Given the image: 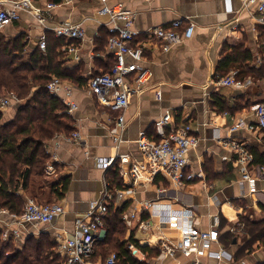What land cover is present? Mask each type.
Listing matches in <instances>:
<instances>
[{
  "label": "crops",
  "instance_id": "1",
  "mask_svg": "<svg viewBox=\"0 0 264 264\" xmlns=\"http://www.w3.org/2000/svg\"><path fill=\"white\" fill-rule=\"evenodd\" d=\"M115 1L122 2L132 12L131 28L138 32L140 39L144 38L147 29L169 28L177 18L195 24L192 36L171 45L169 50L155 46L145 51L143 63L151 69L152 78L140 94L132 96L123 112V130L116 125L119 112L101 106L87 88L91 74L109 70L114 63V56L106 48L109 17L98 13L101 0H71L56 7L47 6L51 0H34L33 6L39 7L44 17L42 22L33 11L22 10L20 18L4 28H8L12 36L24 34L30 48L37 46L42 34L50 33L57 38L54 27L62 22L80 24L85 32L84 38L67 41V44L74 43L73 51H64L65 66L77 70L82 84L62 79V85L55 93L63 103L66 99L76 104L69 114L73 118V131H79L80 140L71 142L62 134L46 144L50 160L52 155L55 156L53 162L57 167L55 175L45 176L46 182L60 177L68 181L61 199L47 197L60 203L64 212L48 224H25L23 238L47 232L55 239L57 248V235L69 236L75 219L82 217L89 202L101 198L106 177L111 189L122 192V197L114 198L109 205L125 207L120 219L125 228L123 240L126 244L138 243L158 250L156 255L149 256L137 245L141 252L133 257L138 261L146 264H264V244L259 241L253 244L250 253L244 251L236 256L246 232L232 231L240 225L241 217L255 222L264 219V175L258 172V168L264 166V129L241 127L231 130L239 120L253 125L256 122L254 107L264 99V77L254 79L249 74L240 77L238 70L231 68L227 74L235 71L237 77L252 78V84L239 88L218 85L214 79L227 47H242L245 53L238 63L243 66L259 68L264 63V24L259 20L256 5H244L243 0H111ZM114 23L122 25L123 21L117 19ZM216 96L224 101L227 109L221 110L212 103ZM166 109L173 112L178 123L190 124L198 139L197 145L188 152V168L198 178L177 189L175 198L158 196V189L168 187L160 174L152 180H138L133 184L131 173L124 174L121 170H129L141 162L137 145L139 134L154 137L155 121ZM113 136H119L121 141L114 142ZM231 142L240 143L252 154L247 170L256 178L254 192L242 179L238 154L232 149ZM111 157L115 161L110 168L105 170L97 165L98 158ZM115 170L120 186L113 187L109 173ZM207 183H212L213 188H207ZM44 189L48 192L46 184ZM151 201L170 204L174 209L192 205L195 224L201 229L211 228L212 216L218 215V241L212 245V250L226 249L232 260L194 257L180 251L172 256L162 254L157 240L168 232L163 224L152 219L148 232L136 229L140 219H149L144 204ZM228 236L235 239L227 247L225 238ZM95 249L85 264L104 261Z\"/></svg>",
  "mask_w": 264,
  "mask_h": 264
},
{
  "label": "built area",
  "instance_id": "2",
  "mask_svg": "<svg viewBox=\"0 0 264 264\" xmlns=\"http://www.w3.org/2000/svg\"><path fill=\"white\" fill-rule=\"evenodd\" d=\"M71 0H61L58 3L50 2L48 7H56ZM111 0H101L99 15L109 17V35L106 48L114 56V63L106 72L91 74L88 78L87 88L96 98L97 102L103 106L119 112L116 117V125L120 130L125 128V117L123 112L129 106L132 96L140 94L148 86L152 78V71L144 65L145 51L155 46L163 51L169 50L170 46L192 36L195 24L191 21L184 22L182 18H177L171 22L169 28L155 26L149 28L144 33V38L140 39L138 32L131 28L132 12L127 9L122 2ZM244 5H256L259 20L264 24V0H243ZM34 0H0V32L20 18L22 10H31L39 22L44 20L39 7L33 6ZM123 21L122 25H116L115 20ZM54 33L67 41H75L84 38L85 32L80 24L62 22L54 27ZM37 46L45 49L47 46L46 35L42 34ZM68 51L75 49L74 43L65 46ZM250 77L240 78L233 71L215 80L218 85L235 86L244 88L252 84ZM62 85V79L53 76L46 88L51 93H56ZM67 95L69 92L67 91ZM159 97V93L157 94ZM18 101L14 93H8L0 99V106H8L11 102ZM67 111L70 113L76 108V104L71 100H66ZM256 122L249 124L239 120L231 127V130L247 128L248 130L264 129V100H261L254 107ZM154 137L145 133L139 134L137 145L141 153V162L132 165L124 174L131 173L133 184L136 181L152 180L160 174L168 184L167 188L158 189L159 197H176V190L186 183L195 181L198 175L188 168V152L197 145L198 139L193 135L192 128L188 123H178L173 112L166 109L155 121ZM59 136V135H58ZM55 136V137H58ZM71 142L80 140L78 130L64 135ZM54 137V139H55ZM114 142L121 141L119 136H113ZM231 147L238 154L237 160L240 163L242 179L249 184V190L255 191V180L247 170V164L252 159L251 152L240 143L231 142ZM46 151L49 152L46 146ZM52 159L45 167V176H53L57 172V167ZM115 158H98L97 165L103 169H108L114 164ZM120 170V171H121ZM258 172L264 175V166L258 168ZM145 173L146 175H144ZM207 188H213L212 183H207ZM174 194H173V193ZM122 197V192L111 189L110 181L104 178V189L99 200L89 202L86 212L82 217L74 221L73 232L68 236L58 234L57 252L62 255V264H85L88 258L94 253L97 243L107 238V228L104 218L110 202L114 198ZM158 197V198H159ZM216 199V197H213ZM145 211L149 214V219H140L136 223V229L148 232L151 230V220L163 224L168 232L157 240V247L164 255H174L180 251L184 254H193L194 257L214 256L215 258H225L231 261L232 255L226 249L220 248L218 251L212 250V245L218 241V226L220 219L218 215L212 216V227L201 229L195 224V212L192 205L180 208H171L170 204L157 202H147L144 204ZM64 212L63 206L58 202H38L32 197H26L23 211L16 215L7 209L0 207V236L4 241H11L15 245L23 243L24 225L36 226L48 224L57 216ZM237 232H245L244 224L232 228ZM166 234H169L166 235ZM132 256L140 254V249L134 243L127 244ZM117 254L110 253L100 264H117Z\"/></svg>",
  "mask_w": 264,
  "mask_h": 264
},
{
  "label": "trees",
  "instance_id": "3",
  "mask_svg": "<svg viewBox=\"0 0 264 264\" xmlns=\"http://www.w3.org/2000/svg\"><path fill=\"white\" fill-rule=\"evenodd\" d=\"M51 1L58 3L61 0ZM46 42L45 49L38 46L30 48L24 34L10 37L0 32V98L14 93L18 99L14 105V115L9 120H3L0 109V207L16 215L23 211L25 195L36 199L46 197L47 203H52L53 199L47 195L61 199L68 185L65 177L50 182L45 180L44 170L50 161L45 148L47 142L55 136L68 135L73 131V118L67 106L46 86L53 76L78 84H82V81L75 68L65 66L67 42L54 38L50 33L46 36ZM244 53L240 45L227 47L214 79L225 76L231 68L238 70L240 77L246 74L254 79L264 77V63L259 68H248L238 63ZM212 103L221 110L227 109L218 96L214 97ZM235 106L239 107L237 104ZM109 174L113 187L120 186L116 180V170ZM45 184L48 192L44 189ZM124 210L123 206L113 208L109 205L105 220L107 238L97 243L95 250L101 254L103 249H112L104 258L115 252L117 264H146L131 255L123 240L125 228L120 219ZM241 219L246 234L242 236V245L236 256L244 251L250 253L257 241L264 244V219L259 222ZM234 239L226 237L225 245L228 247ZM139 248L149 256L156 255L158 251L147 246ZM0 264H62V258L56 251L55 239L47 232H41L37 237L27 236L20 245L4 241L0 236Z\"/></svg>",
  "mask_w": 264,
  "mask_h": 264
},
{
  "label": "rangeland",
  "instance_id": "4",
  "mask_svg": "<svg viewBox=\"0 0 264 264\" xmlns=\"http://www.w3.org/2000/svg\"><path fill=\"white\" fill-rule=\"evenodd\" d=\"M2 33L3 34H5V35H7V36H10V37H12V35H13V33L11 32V31H9L8 30V28H6V29H4L3 31H2ZM6 96V95H5ZM5 96H2L1 98H3V97H5ZM0 98V99H1ZM18 101H16V102H11L8 106H5V107H1L0 106V109L3 111V120L4 121H7L8 119H10V118H12L13 117V115H14V112H15V104L17 103ZM38 202H48V200H47V198L46 197H41V198H37L36 199ZM234 233H236L237 231L234 229V231H233ZM243 234V233H242ZM110 251H112V249H103L102 250V253H101V255H102V257H105ZM98 252L99 251H97V255L98 256H100L99 254H98ZM95 254V255H96Z\"/></svg>",
  "mask_w": 264,
  "mask_h": 264
}]
</instances>
